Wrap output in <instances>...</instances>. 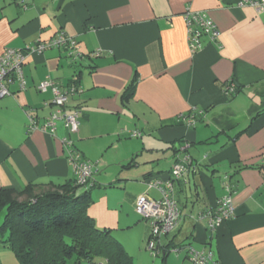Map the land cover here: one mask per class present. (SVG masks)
Instances as JSON below:
<instances>
[{
    "label": "crops",
    "instance_id": "0c3cea01",
    "mask_svg": "<svg viewBox=\"0 0 264 264\" xmlns=\"http://www.w3.org/2000/svg\"><path fill=\"white\" fill-rule=\"evenodd\" d=\"M239 2L0 0V54L59 34L74 38L82 54L74 62L63 48L32 54L22 67L24 88L8 86L10 95L0 100V190L72 181L61 139L72 141L85 160L122 141L127 162L114 179L91 180L88 213L132 264H191L189 249L210 250L215 264H264V11ZM186 12L205 14L219 31L215 42L203 36L195 54ZM45 78L59 89H81L66 110L79 112L77 134L61 121L53 135L28 132V116L40 127L54 110L51 91L37 90ZM133 79V95L123 97ZM131 131L140 136L122 139ZM182 157L189 159L187 173L173 181L182 220L162 239L169 252L150 259L142 250L147 225L128 250L118 234L139 225L136 198L158 199L146 183L169 180ZM227 182L233 215L209 232L198 217L214 210Z\"/></svg>",
    "mask_w": 264,
    "mask_h": 264
},
{
    "label": "built area",
    "instance_id": "2783aa9c",
    "mask_svg": "<svg viewBox=\"0 0 264 264\" xmlns=\"http://www.w3.org/2000/svg\"><path fill=\"white\" fill-rule=\"evenodd\" d=\"M239 6H249L259 13L264 11V0H240ZM183 17L187 28L191 54H195L201 49V38L203 36H206L211 42L218 40L219 31L205 14L186 12ZM53 48H63L66 58L70 62L82 57L79 44L74 38L64 34H59L47 42L36 41L34 44L26 45L23 49H5L0 54V100L10 95L9 85L17 83L20 89L24 88L22 67L27 57ZM98 54V52L92 53L93 56H98ZM37 90L40 93L51 91L53 95L52 105L55 109L40 127L33 116H28V132L38 128L53 135L57 122L61 121L69 134H77L79 112L76 109L66 111V106L69 98L80 93L81 89L74 85L59 89L53 80L45 78L38 84ZM191 122L190 120L189 123ZM129 136L137 138L140 133L131 131ZM61 143L67 152V162L73 169L75 184L81 187L85 186L92 176L91 163L83 158L81 153L75 149L73 142L68 138L61 139ZM188 161V157L178 158L171 168L169 180L161 181L155 179L146 183L148 189H154L158 192V199H152L146 194L136 198L135 211L137 215L141 219L150 222V233L146 249L153 256L160 254L162 239L175 230L182 220L173 194V181L184 178L187 173ZM224 190L225 194L217 200L214 210L206 211L198 217L199 220L206 219V227L209 232H214L223 221L230 219L233 215L232 198L234 190L228 182L224 184ZM172 251L177 252V249H172ZM188 257L191 264H215L210 250L195 251L189 249Z\"/></svg>",
    "mask_w": 264,
    "mask_h": 264
},
{
    "label": "trees",
    "instance_id": "16d2710c",
    "mask_svg": "<svg viewBox=\"0 0 264 264\" xmlns=\"http://www.w3.org/2000/svg\"><path fill=\"white\" fill-rule=\"evenodd\" d=\"M134 84L133 79L123 97L133 95ZM79 187L73 179L63 184L32 183L20 192L0 190V246L7 247L19 264H80L82 260L97 264L94 259H99L98 264H132L111 231L97 227L89 215L92 187L77 194ZM169 247L161 245L164 255Z\"/></svg>",
    "mask_w": 264,
    "mask_h": 264
},
{
    "label": "rangeland",
    "instance_id": "374dc122",
    "mask_svg": "<svg viewBox=\"0 0 264 264\" xmlns=\"http://www.w3.org/2000/svg\"><path fill=\"white\" fill-rule=\"evenodd\" d=\"M122 139H126L129 141V140H133L136 138L130 137L128 135V137L126 136L125 138H122ZM121 143L122 141H118L113 148L107 149L105 151L100 150L98 152H91L92 159H88L87 161H89L92 165V176H91L90 181L85 186L78 188L77 194H81L82 192L85 191L86 188H89L91 186V180L96 181V179L98 178L99 180H101V178L102 180H109L112 178L114 179L116 175L119 174V172L122 170V164H124V162H127L126 157H122L125 153L122 155V153L119 151L122 145ZM145 154L146 152L145 153L143 152V157H145ZM138 155L139 154H137V156ZM137 158L142 159L141 156H138ZM142 161L143 160H140V162ZM95 191L96 189L94 190V192ZM138 218L140 219V221L138 223L139 225L137 226V228H135L134 230L121 232L122 234H118L119 236H121V243L124 246H126L128 250H135L134 245H136L139 240L138 235L139 233H141L140 229L143 227V225L144 226L147 225L149 227V232H150V226H149L150 222L144 219H141L140 217ZM2 219H3V216L1 215L0 224L2 223ZM146 240L142 241L141 248L151 259L152 255H150L151 253L146 249ZM98 261L99 259H94V262L97 264L99 263ZM0 263L1 264H19L18 260L15 258L12 252L7 247H4V246H0ZM80 264H89V263L86 262L85 260H82Z\"/></svg>",
    "mask_w": 264,
    "mask_h": 264
}]
</instances>
